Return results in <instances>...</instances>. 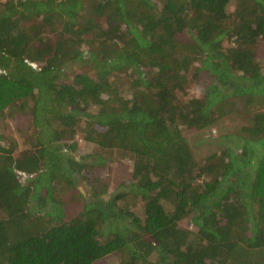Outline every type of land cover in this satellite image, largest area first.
I'll return each mask as SVG.
<instances>
[{"label": "trees", "instance_id": "16d2710c", "mask_svg": "<svg viewBox=\"0 0 264 264\" xmlns=\"http://www.w3.org/2000/svg\"><path fill=\"white\" fill-rule=\"evenodd\" d=\"M263 49L264 0H0V264H264Z\"/></svg>", "mask_w": 264, "mask_h": 264}, {"label": "rangeland", "instance_id": "374dc122", "mask_svg": "<svg viewBox=\"0 0 264 264\" xmlns=\"http://www.w3.org/2000/svg\"><path fill=\"white\" fill-rule=\"evenodd\" d=\"M262 54H260L261 56L264 57V49L261 51ZM70 70V69H69ZM72 71V70H71ZM71 78L72 74L69 75ZM208 79H197L196 83L193 84V86L190 88V92L191 93H195L197 94L199 97H201L204 94V89L206 88V83H207ZM19 120H11L9 121V125H7L4 128V134L10 138H13L14 140H16L18 142V150H25L29 148V144L26 142V134H27V124H28V118L27 116H23V117H19ZM215 131V130H214ZM215 134V132H214ZM79 146H78V150L77 152L74 153V155L77 158H80L81 155L90 153L92 150V146L83 140H79ZM90 161V158H87V162ZM117 169L120 172L118 173L119 175V179L121 180V178H128V176H130V172L132 170V167H128L126 165V167H122L119 168V165H113V169ZM99 171H101V174H106L105 170H101L100 168L98 169ZM105 172V173H104ZM111 177L115 176L112 173L107 174ZM24 179V177H23ZM78 188L79 190L86 196V198H90L92 193H93V188L90 184V182L88 180H86L84 177H81L80 180L78 181ZM115 184H113L112 186H110L109 188V193L113 192ZM102 196H104L106 199L110 198V194H101ZM81 203V202H80ZM181 223L185 226H188L189 224V219L185 218L181 221ZM108 262L107 263H103V264H113V258H108L107 259ZM102 264V263H101Z\"/></svg>", "mask_w": 264, "mask_h": 264}]
</instances>
